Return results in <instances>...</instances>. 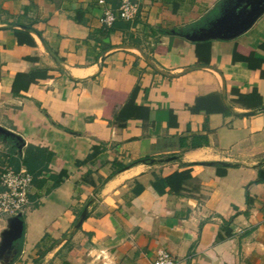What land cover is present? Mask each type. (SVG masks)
I'll use <instances>...</instances> for the list:
<instances>
[{
  "label": "crops",
  "instance_id": "crops-1",
  "mask_svg": "<svg viewBox=\"0 0 264 264\" xmlns=\"http://www.w3.org/2000/svg\"><path fill=\"white\" fill-rule=\"evenodd\" d=\"M238 2L139 0L104 30L99 0H0V167L32 147L35 168L23 237L0 217V264H264V183L240 184L264 172V15L193 38ZM193 137L208 145L164 149Z\"/></svg>",
  "mask_w": 264,
  "mask_h": 264
},
{
  "label": "built area",
  "instance_id": "built-area-1",
  "mask_svg": "<svg viewBox=\"0 0 264 264\" xmlns=\"http://www.w3.org/2000/svg\"><path fill=\"white\" fill-rule=\"evenodd\" d=\"M99 3L106 6L105 0ZM140 11L139 0H119V8L106 6L101 18L104 30L113 28L116 22H133ZM0 217L12 218L22 214L30 204L33 176L21 167L15 170L10 165L0 167ZM152 264H177L175 258L166 250H160Z\"/></svg>",
  "mask_w": 264,
  "mask_h": 264
},
{
  "label": "water",
  "instance_id": "water-1",
  "mask_svg": "<svg viewBox=\"0 0 264 264\" xmlns=\"http://www.w3.org/2000/svg\"><path fill=\"white\" fill-rule=\"evenodd\" d=\"M264 15V0H239L235 8L222 19L213 30L194 35V40L206 41L211 39L232 40L235 39L248 30L256 23V21ZM28 31L29 27L20 26ZM38 36V33H36ZM178 157H169L162 160H144L143 164L149 166L169 163L178 160ZM224 164V163H220ZM22 214L8 219L10 228V239L19 240L23 237L24 227L21 221ZM88 217V208L82 213L78 220L76 229H79Z\"/></svg>",
  "mask_w": 264,
  "mask_h": 264
},
{
  "label": "trees",
  "instance_id": "trees-1",
  "mask_svg": "<svg viewBox=\"0 0 264 264\" xmlns=\"http://www.w3.org/2000/svg\"><path fill=\"white\" fill-rule=\"evenodd\" d=\"M118 22H124V21H118ZM35 26H36L35 24L30 25V27L34 30L36 29ZM205 145H208V140L206 137H193L192 143L190 146L188 145L187 140L184 138L165 139L163 146H164V149H167V150L170 148L169 155L175 156L179 154L182 149H185L188 147L196 149V148H199ZM32 150L33 148L30 147L28 154L24 160V165L27 167L29 173L34 175L35 168L32 165L33 160H31V158L29 157V152H32ZM99 153H100L99 148L94 147V150H93L92 155L90 156V159H94L95 157H97ZM124 168L125 166H120L117 171L122 170ZM115 173L116 172H114L113 174ZM259 183H264V172L261 170H259L255 175L244 176L240 182V184L244 187H250L252 185H256Z\"/></svg>",
  "mask_w": 264,
  "mask_h": 264
}]
</instances>
